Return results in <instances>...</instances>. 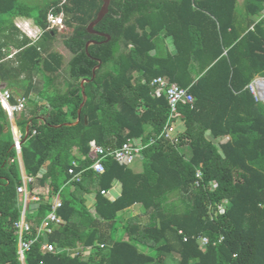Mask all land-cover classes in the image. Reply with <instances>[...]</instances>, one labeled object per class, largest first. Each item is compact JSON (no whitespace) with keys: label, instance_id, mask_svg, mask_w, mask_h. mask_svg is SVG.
Returning <instances> with one entry per match:
<instances>
[{"label":"trees","instance_id":"16d2710c","mask_svg":"<svg viewBox=\"0 0 264 264\" xmlns=\"http://www.w3.org/2000/svg\"><path fill=\"white\" fill-rule=\"evenodd\" d=\"M101 4L0 0V58L9 54V42L21 48L0 62V80L14 95L30 97L16 124L24 172L32 178L29 195L40 194L37 211H25L32 230L23 241L35 237L51 211L46 197L62 200L56 211L62 222L30 244L25 264H264V103L247 87L264 77V0L241 6L238 0H110L95 29L111 38L86 53L87 41L105 39L86 30ZM51 11L63 13L68 29L62 44L72 54L71 81L64 91L54 83L63 59L51 50L58 31H45L32 45L13 39L14 17H31L45 28ZM98 61L94 79L84 83L80 119L71 124L83 100L80 81L92 77ZM34 72L48 74L47 80L37 85ZM157 76L187 88L194 99L177 106L172 122L184 127L177 128L176 143L159 137L169 110L164 93L150 84ZM127 139L146 145L141 172L111 157L102 173L91 168L92 145L115 149ZM13 142L0 106V264H22L14 224L23 181ZM73 161L78 182L68 172ZM115 180L121 194L111 200L100 192ZM67 183L71 191L63 190ZM88 193L95 194L92 207ZM199 237L208 239L205 248ZM45 241L61 250L43 252ZM79 246L90 254L73 256Z\"/></svg>","mask_w":264,"mask_h":264},{"label":"built area","instance_id":"2783aa9c","mask_svg":"<svg viewBox=\"0 0 264 264\" xmlns=\"http://www.w3.org/2000/svg\"><path fill=\"white\" fill-rule=\"evenodd\" d=\"M47 21L48 26L47 29H50L52 27H63L64 24V17L62 12H49L47 15ZM18 27H20V24H16ZM28 34L32 33V36L37 39L39 38L41 31L35 30L31 32L28 30ZM151 86L155 88V92L157 94L164 93L166 96V99L168 101V120L164 126V129L161 131L159 137L168 139L172 143H176L178 141V132L176 131L174 127V123L172 122V119L175 116V113L177 111V106L179 103L181 104H192L193 102V96L188 92L187 88H183L179 86L176 83H173L168 80L167 77L164 76H157L154 77L151 82ZM250 90L256 95L257 88L253 84L249 85ZM0 104L2 107H4L7 115L9 118L13 119L14 115L21 114L24 111H26V105H27V98L25 96H19L16 98H13L10 90L0 87ZM10 119V120H11ZM173 123V124H172ZM22 136L15 134L14 135V149L17 153V155L20 152V140ZM154 142V139H151L149 141V144H152ZM146 147V145H142L141 142H137V144H134L132 140L127 139L125 142L122 143V145L115 149L110 148H104L101 145H92L90 153L92 156L95 157V161L93 162L91 168L96 173H102L104 171V165L103 160H105L107 157H111L113 160L118 162L119 164L129 166L131 165L135 159L141 155L142 150ZM75 164H73L72 167L69 168L68 172L72 176L73 181H80V174L79 172H75L74 170ZM196 177L200 178L201 173L200 171H196ZM23 185L17 187V191L23 195V204L25 205L28 200V191H27V185L32 181L31 177L25 176L22 179ZM196 184L199 185V181L196 180ZM104 196H108L107 190H102L100 192ZM33 199H37L33 197ZM61 206V202L55 199L53 202L52 211H50L46 217L43 219V221L40 223V225L37 228V232L35 237L32 240H22V235L24 233H28L31 231V225L24 221V219L21 217L19 221H17L14 225L17 228L18 234H19V255L20 258H23L25 251L29 250L30 244L34 242L38 238V232L42 233H48L51 230V227L53 225L60 224L62 221L56 216L55 210L56 208H59ZM180 234L181 231H179ZM183 240L187 241V237L184 235ZM197 243L199 248H205L209 241L206 237H199L197 238ZM41 250L43 252H50L55 253L59 252L61 249L54 247L53 244L45 243L42 245ZM86 251H89L88 248H83L82 246H79L77 250L73 252V256H82ZM82 252V254H80ZM80 254V255H79Z\"/></svg>","mask_w":264,"mask_h":264},{"label":"crops","instance_id":"0c3cea01","mask_svg":"<svg viewBox=\"0 0 264 264\" xmlns=\"http://www.w3.org/2000/svg\"><path fill=\"white\" fill-rule=\"evenodd\" d=\"M26 20H28V21H33V19L31 18V17H22V16H16V17H14L13 18V20H12V23L15 25V24H22V22H24V21H26ZM44 34V33H43ZM18 37V38H17ZM24 37L25 38H27L28 39V41H29V45L31 44H35L34 43V41L33 40H31L30 38H28V37H26L22 32H17V36H13V39L15 40L16 38L17 39H24ZM55 37H57V34H56V36ZM9 46V47H8ZM8 48H4V51L6 52V50L5 49H7V53H9L7 56H5V57H3V58H0V62H3V61H7V60H13L14 58H15V53H17V52H19L20 50H21V48L19 47H16V46H12L10 43H8ZM64 46V45H63ZM37 48L38 49H40V54H42L43 55V53H42V50H41V47H40V45H37ZM64 48V50L67 52L66 54L64 53V52H62V51H60V50H58L57 51V49H55V50H52V48H51V50L52 51H55V52H58L59 54H61L62 55V57H63V59L62 60H64V58H65V56L67 55L68 56V60L66 61V62H63L62 61V66H61V68H63L64 66L63 65H65L66 63H68L69 62V60H70V58H71V56H72V54L69 52V50L64 46L63 47ZM11 49V50H10ZM8 51H10V52H8ZM13 55V56H12ZM15 65H17V62L15 61ZM61 70V69H60ZM60 72V71H59ZM58 72V73H59ZM40 78H41V80L42 81H44L43 80V78L41 77V74H37L36 72H34L33 73V81H36V84L38 85V82L37 81H39L40 80ZM56 78L58 79V75L56 76ZM55 82V84L58 86V87H60V84L58 83V81H56V80H54ZM66 81V82H65ZM68 81H71V79L69 78V77H64L63 78V85L65 86V89H66V83L68 82ZM0 87H5V88H8V89H10L9 87H7L6 86V84L4 83V82H2L1 80H0ZM11 90V89H10ZM64 91V90H63ZM18 95H26V94H24L22 91H19V94H16V96H18ZM34 95L35 96H33L34 97V99H40V96L38 95V97H37V95L34 93ZM30 98V97H29ZM20 115L21 114H19V115H17L16 117H14L13 119H9L10 121V127H11V131H12V133H13V139H14V135L15 134H17V135H20L21 133H20V131H21V129L17 126V124H16V121L18 120V119H20ZM176 124H177V127H178V129L179 130H183V122H181V121H179V120H177V122H176ZM142 156L140 155V156H138L136 159H135V161L131 164V165H129V168L133 171V172H135V173H139V172H141L142 171ZM20 164V163H19ZM73 164H75V166H74V168L77 166V162L76 161H73L72 163H71V167L73 166ZM20 169H21V167H20ZM21 174H22V179H23V177H25V176H27L26 174H25V172L24 173H22V171H21ZM70 180H72V177H71V179ZM73 181V180H72ZM68 184L69 183H67L64 187H63V190H66V191H71L73 188H72V186L70 187V186H68ZM28 186V185H27ZM69 187V188H68ZM108 191V193H107V197H109L111 200H114L115 198H117L118 196H120V194H121V183L119 182V181H117V180H115L114 182H113V185H112V187L110 188V189H108L107 190ZM46 194V193H45ZM45 194H44V197H45ZM40 195V194H39ZM39 195H36V196H33V195H28V200H27V203H26V207H25V210L22 208L21 209V216H20V219H21V217L24 219V221H25V211H27L28 213H35L36 211H37V209H38V207H39V204H40V201H39V198H40V196ZM94 193H88V194H85V197H86V204H87V206H89V207H92L93 206V204H94ZM33 197H35V198H37V199H33ZM46 199H48L49 200V202H51V209H52V207H53V202L55 201V199H57L58 201H60L61 202V205H62V200H61V197H60V195L59 194H56V195H54V196H52V197H50V198H47L46 197ZM61 207V206H60ZM59 207V208H60ZM139 206L136 204V205H133V206H131V210H132V212L134 211V212H137V208H138ZM57 209L58 208H56V210H55V214H56V216L60 219V217L58 216V214L56 213V211H57ZM52 211V210H51ZM46 217V216H45ZM19 219V220H20ZM18 220V221H19ZM61 220V219H60ZM43 221V220H42ZM41 221V222H42ZM62 221V220H61ZM16 228V227H15ZM32 228V227H31ZM17 229V228H16ZM32 230V229H31ZM50 232H51V230H50ZM50 232H48V233H45V234H50ZM42 234V232H38V237L40 236ZM19 235V234H18ZM36 235V234H35ZM45 243H49V242H47V241H45ZM44 243V244H45ZM90 254V253H89ZM88 254V255H89ZM87 255V256H88ZM174 255L177 257V253H174Z\"/></svg>","mask_w":264,"mask_h":264},{"label":"water","instance_id":"95a60500","mask_svg":"<svg viewBox=\"0 0 264 264\" xmlns=\"http://www.w3.org/2000/svg\"><path fill=\"white\" fill-rule=\"evenodd\" d=\"M109 4H110V0H102V4H101V7L96 15V17L90 21L88 23V25L86 26V30L89 34H93V35H98V36H102L104 37L105 39L103 41H97V40H89L86 42L85 44V50H86V53H88V46L91 45V44H96V43H102V42H108L110 40V35L106 34V33H102V32H99L95 29V26L103 19V17L107 14L108 12V7H109ZM100 61H98V64L93 68L92 70V77L91 78H84L80 81V85H81V93H82V97H83V100L81 102V104L79 105V108H78V111H77V119L76 121H74L73 123L71 124H76L79 119H80V112H81V108L83 107V105L85 104L86 102V95H85V92H84V83L85 82H88V81H91L94 79L95 77V71L96 69H98L99 65H100ZM261 78H264V77H261ZM259 80V79H258ZM257 81H254V83L257 85L259 82ZM70 123H65V125H68ZM29 134V127L27 126L26 127V130H25V134H24V137H23V141L27 138ZM22 141V142H23ZM19 163H20V167H21V171L22 173H24V168H23V164H22V159L19 155ZM22 264H25V261H24V258H22Z\"/></svg>","mask_w":264,"mask_h":264},{"label":"clouds","instance_id":"9594fccd","mask_svg":"<svg viewBox=\"0 0 264 264\" xmlns=\"http://www.w3.org/2000/svg\"><path fill=\"white\" fill-rule=\"evenodd\" d=\"M62 14H63V13H62ZM47 15H48V14H47ZM20 25H21V26L18 27V26L15 24V27H16V29L18 30V32H22L26 37H28V38H30L31 40H33L35 44H37V43L39 42V40L42 38L43 33H44L45 31L50 30V29H53V28H55L57 31L63 29V27H61V28H59V27H52V28H50V29H47L48 24H47V26H46L45 28H41V27L35 25L33 22L28 21V20L22 22V24H20ZM63 25H64V24H63ZM28 30H30L31 32H33V31H35V30H40V31H41V34H40L39 38L35 39V38L32 36V33H31V34H28V33H27ZM37 49H38V48H37ZM38 50H39V49H38ZM40 52H41V51H40ZM257 77H261V76H257ZM255 78H256V77H255ZM258 82H259V83H258L257 85L254 83V81H252L251 83H249V85H250V84H253L254 86H256V88H257L256 95L250 90L249 85H247V87L249 88V90L251 91V93L254 95L255 99L260 100V101H264V88H261V85H260L261 82H260V81H258ZM173 83H175V82H173ZM259 87H260V89H259ZM4 88H5V87H4ZM6 89H8V88H6ZM8 90H10V89H8ZM10 92H11L13 98H16V97H19V96H25V95H18V96H16V95H14V94L12 93L11 90H10ZM164 95H165V94H164ZM25 97L27 98V105H26V110H27V107H28V99H29V97H28V96H25ZM0 106H1V108L4 110V112H5L6 116H7V118H9L8 115H7V113H6V111H5V109H4V107H2L1 104H0ZM24 112H25V111H24ZM24 112H23V113H24ZM21 114H22V113H21ZM17 115H19V114L14 115V117H16ZM14 117H13V118H14ZM21 134H22V133H21ZM20 144H21V141H20ZM13 147H14V145H13ZM19 155H20V152H19V154H18V161H19ZM27 191H28V186H27ZM28 195H29V192H28ZM22 196H23V195H22ZM22 200H23V199H22ZM26 203H27V202H26ZM22 205H23L22 208L25 210L26 204L24 205L23 202H22ZM24 254H25V253H24ZM19 256H20V255H19ZM23 258H24V256H23ZM21 261H22V258H21Z\"/></svg>","mask_w":264,"mask_h":264},{"label":"rangeland","instance_id":"374dc122","mask_svg":"<svg viewBox=\"0 0 264 264\" xmlns=\"http://www.w3.org/2000/svg\"><path fill=\"white\" fill-rule=\"evenodd\" d=\"M24 1H26V2H35L38 6H42V5H45V4H47L48 3V1H50V0H24ZM242 3H243V0H238V5L239 6H241L242 5ZM255 19V18H254ZM68 33V29H67V26L64 24L63 25V29L62 30H59L58 31V33H57V37H55V41H54V43L52 44V50H55V49H57V51L58 50H60V51H62V52H64L65 54L67 53L65 50H64V46H63V44H62V39H63V36L65 35V34H67ZM18 38V37H17ZM18 41H22V39H17ZM12 46H15L13 43H11V42H9ZM6 50V49H5ZM11 50V49H10ZM6 52H7V50H6ZM8 52H10V51H8ZM68 56L66 55L65 56V58H64V60H62L63 62H66L68 59ZM64 67L63 68H61V70H60V72L57 74L58 75V79L56 78L55 80L56 81H58V83L60 84V87H58L57 85V87L59 88V89H61V90H64L65 89V86L63 85V78L64 77H67L68 75L66 74V72H67V68H68V66H67V63L65 64V65H63ZM48 76V74H44V77H43V80L44 81H46L47 80V77ZM69 77V76H68ZM259 79V80H258ZM264 81V78H261V77H256V78H254L252 81ZM39 81H42L41 80V78H40V80ZM66 82V81H65ZM67 88V87H66ZM263 103H264V101H262ZM9 119H11V118H8V120ZM10 121V120H9ZM174 127H175V129L177 130V128L178 127H176L175 125H174ZM20 133H22V131H20ZM90 252L89 251H86L85 253H84V255L83 256H87L88 254H89Z\"/></svg>","mask_w":264,"mask_h":264},{"label":"bare ground","instance_id":"6f19581e","mask_svg":"<svg viewBox=\"0 0 264 264\" xmlns=\"http://www.w3.org/2000/svg\"><path fill=\"white\" fill-rule=\"evenodd\" d=\"M261 83H260V85H261V88H264V81H260ZM259 89H260V87H259Z\"/></svg>","mask_w":264,"mask_h":264}]
</instances>
